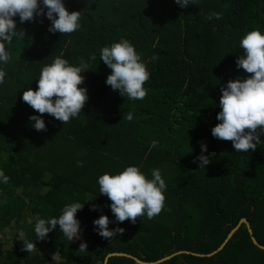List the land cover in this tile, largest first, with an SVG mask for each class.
Segmentation results:
<instances>
[{
	"label": "trees",
	"instance_id": "obj_1",
	"mask_svg": "<svg viewBox=\"0 0 264 264\" xmlns=\"http://www.w3.org/2000/svg\"><path fill=\"white\" fill-rule=\"evenodd\" d=\"M62 2L69 12L80 11L76 31L50 32L52 22L43 14L23 23L16 16V29L25 35L6 44L10 59L0 61L6 73L0 84V170L9 177L8 183L0 180V264H102L110 252L143 261L178 250L206 254L241 218L264 246V131L258 129L260 144L249 152H236L231 141L211 133L220 123L221 89L249 75L236 63L244 55L240 41L251 30L264 33V0H189L186 7L175 0ZM210 13L221 18L209 20ZM121 39L134 46L150 74L142 100L106 84L111 69L100 59L101 49ZM57 57L88 65L80 85L88 99L79 116L64 124L22 100ZM129 112L131 121L123 118ZM31 116L43 119L46 130L37 131ZM201 155L210 161L204 168ZM128 166L148 179L158 169L166 184L161 213L152 219L145 213L134 224L116 220L98 184L101 175ZM77 202L83 204L76 213L78 239L68 241L57 225L38 240L37 216L58 219ZM101 215L109 218V230L123 228V234L101 237L93 223ZM11 226L20 231L6 247L3 236ZM24 240L57 245L56 259L22 251ZM80 243L87 244L84 254L75 251ZM106 264L137 263L111 256ZM157 264H264V249L252 243L242 223L213 255L181 253Z\"/></svg>",
	"mask_w": 264,
	"mask_h": 264
},
{
	"label": "clouds",
	"instance_id": "obj_2",
	"mask_svg": "<svg viewBox=\"0 0 264 264\" xmlns=\"http://www.w3.org/2000/svg\"><path fill=\"white\" fill-rule=\"evenodd\" d=\"M175 2L181 7L190 4L189 0ZM42 4L47 8L46 13L38 0H0V61L7 63L10 59L6 44L11 43L14 37L22 39L25 35L23 31L18 32L16 29L13 19L16 16L23 23L32 21L34 16L46 15L52 22L49 31L60 34H70L80 27V11L69 12L62 0H42ZM207 18L219 20L221 16L220 13H210ZM240 46L244 55L239 56L236 63L249 75L243 81H229L226 88L221 89V111L216 116L220 123L211 129V133L215 138L231 141L236 152H249L255 151L260 144L258 129L264 131V33L259 29L249 31L241 39ZM91 59L95 60L96 57L92 56ZM100 59L111 69L106 84L113 90H119L122 96L132 100H142L147 95L143 85L150 74L127 39L102 48ZM87 67L86 63L72 66L66 59L55 58L50 65L42 68L37 89L25 90L22 100L41 115L47 113L62 124L68 123L71 118L79 116L88 99L86 89L80 87L84 81L82 73ZM5 76V71L0 70V84L4 83ZM123 118L131 121L133 115L129 112ZM29 119L34 121L33 126L37 131L46 130L45 122L39 116H31ZM155 143L154 141L153 146ZM201 148L202 151L207 150L206 145L202 144ZM197 159L200 168L210 162L203 155ZM78 166H82V162H78ZM0 180L4 183L9 181L2 170ZM98 184L100 193L111 201L110 208L118 222L128 220L134 224L145 213L148 219H152L164 208L166 184L158 169H154L152 179H148L138 167L128 166L119 174L101 175ZM82 208L83 204L77 202L66 205L58 219L45 220L37 216L35 233L38 240L46 238L57 225L68 241L78 239L80 225L76 213ZM93 223L98 227V234L105 239L124 232L123 228L109 230L110 220L106 215H101ZM23 244L22 251L29 253L37 250L32 242L24 240ZM86 249L87 244L80 243L79 252H86Z\"/></svg>",
	"mask_w": 264,
	"mask_h": 264
},
{
	"label": "water",
	"instance_id": "obj_3",
	"mask_svg": "<svg viewBox=\"0 0 264 264\" xmlns=\"http://www.w3.org/2000/svg\"><path fill=\"white\" fill-rule=\"evenodd\" d=\"M245 224L246 226V229H247V232L248 234L250 235V239L252 241V243L254 245H256L257 247L261 248V249H264V246L263 245H260L257 240L255 239V237L253 236L252 234V229L250 227V224L249 222L245 219V218H241L238 223L228 232V234L226 235V237L224 238V240L221 242V244L216 248L214 249L213 251L209 252V253H206V254H203V253H195V252H191V251H188V250H178V251H175V252H172L168 255H165L155 261H143V260H140L139 258L135 257V256H132L130 254H127V253H124V252H110V253H107L102 261V264H106L107 263V260L109 257L111 256H123V257H127V258H130L132 260H134L137 264H157V263H160V262H163L177 254H181V253H190V254H193V255H196V256H210V255H213L215 254L216 252H218L220 249H222V247L225 245V243L228 241V239L232 236V234L238 229V227L241 225V224Z\"/></svg>",
	"mask_w": 264,
	"mask_h": 264
},
{
	"label": "rangeland",
	"instance_id": "obj_4",
	"mask_svg": "<svg viewBox=\"0 0 264 264\" xmlns=\"http://www.w3.org/2000/svg\"><path fill=\"white\" fill-rule=\"evenodd\" d=\"M26 220H29V219H26ZM20 231V229H17V228H13L12 226H11V229H8L6 232H5V234H4V236H3V240H6L4 243H5V246L6 245H8V244H10V240H11V237H12V234L13 233H15L16 231ZM18 231V232H19ZM22 231V230H21ZM22 234V233H21ZM22 235H24V234H22ZM21 235V236H22ZM21 238H23V237H21ZM31 242L32 243H34L35 244V247H36V249L39 251V253H48V255H50V257H52L53 259L55 258L56 259V256H57V253H55V247H57V245L55 246V247H53V246H49V247H47L44 243H42V242H38L39 244L37 245V243L36 242H34V241H32L31 240ZM7 247V246H6ZM75 251L77 252V253H80L79 252V248H76L75 249ZM85 252H81V254H84Z\"/></svg>",
	"mask_w": 264,
	"mask_h": 264
},
{
	"label": "crops",
	"instance_id": "obj_5",
	"mask_svg": "<svg viewBox=\"0 0 264 264\" xmlns=\"http://www.w3.org/2000/svg\"><path fill=\"white\" fill-rule=\"evenodd\" d=\"M102 174V173H101Z\"/></svg>",
	"mask_w": 264,
	"mask_h": 264
}]
</instances>
